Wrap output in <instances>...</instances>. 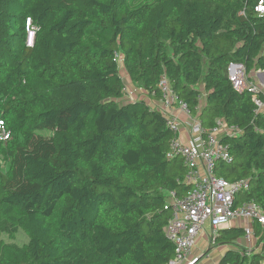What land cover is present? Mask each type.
Returning a JSON list of instances; mask_svg holds the SVG:
<instances>
[{
    "label": "trees",
    "instance_id": "obj_1",
    "mask_svg": "<svg viewBox=\"0 0 264 264\" xmlns=\"http://www.w3.org/2000/svg\"><path fill=\"white\" fill-rule=\"evenodd\" d=\"M260 1L0 0V122L10 136L0 140V264L172 258L165 207L169 193L187 194L185 167L166 158V117L139 98L159 99L163 77L204 129L221 120L239 131L219 140L231 162L213 172L247 180L236 203L264 213V110L226 76L230 63L249 82L264 72ZM124 90L139 95L128 101ZM252 228L250 253L238 249L241 225L216 233L215 246H231L217 264L264 263V227ZM19 232L22 246L2 239Z\"/></svg>",
    "mask_w": 264,
    "mask_h": 264
},
{
    "label": "built area",
    "instance_id": "obj_2",
    "mask_svg": "<svg viewBox=\"0 0 264 264\" xmlns=\"http://www.w3.org/2000/svg\"><path fill=\"white\" fill-rule=\"evenodd\" d=\"M255 11L260 15L264 14L262 1L258 3ZM36 30L28 19L25 27L28 46L32 45ZM254 75L257 78L264 77V72L257 71ZM226 76L236 92L247 90L252 94V100L258 109L264 110V101L257 98L259 93L264 94V81H258L257 85L253 81L249 82L244 67L238 63L227 66ZM158 90V100L162 105L159 111L166 117L167 128L173 134L166 158L182 160L185 167L183 183L188 187L183 199H176L173 193L167 195L165 209H170L171 217L164 227V233L173 245V256L166 264H197L200 258H192L191 250L205 224L211 228L213 239L219 230L229 229L235 221H245L249 225L243 228L244 237L250 239L254 236V223L264 227V213L253 201L236 203L237 195L249 190L247 180L228 182L218 178L213 172L218 161L231 162L227 147L220 144L219 140L223 136L238 135L239 131L234 126L225 125L221 120H217L213 128L204 129L185 104L177 99L165 77L159 82ZM124 91L128 101L137 99L139 95L136 90ZM174 107L190 121L187 141L180 139L179 122L171 114ZM9 137L0 122V140L7 141Z\"/></svg>",
    "mask_w": 264,
    "mask_h": 264
},
{
    "label": "crops",
    "instance_id": "obj_3",
    "mask_svg": "<svg viewBox=\"0 0 264 264\" xmlns=\"http://www.w3.org/2000/svg\"><path fill=\"white\" fill-rule=\"evenodd\" d=\"M258 78H259V81L260 82H263L264 81V78L263 77H258ZM139 98H144L145 101L147 102V104L150 106V108H152L154 110H158L159 111V110L162 109V105H161V103L159 102L158 99H154L152 97H148V96H146L144 94L143 95H140ZM171 114L173 116H175L176 119L179 122V125H180V139L182 141H187V139H188V129H189L190 121L184 115H182L180 113V111L176 107L172 108ZM233 224L234 225H241L243 228L249 225V223H247L245 221H235ZM211 233H212V231L210 232V240L209 241H210V244L211 245H214L213 244V241H212L213 239H212ZM216 246L219 247L218 250L220 251V254H218V256H217L218 257L217 258V261L214 262V263L217 264V262L219 261V259L223 256L224 252L228 248H231V246H220V245H216ZM238 249H240L241 251H246L247 253H250L252 250H255L256 249V239L254 237H252L250 239H247V238L243 237L240 240V242H238ZM197 253H198V250H195L194 249V246H193V248L191 250V257L192 258L193 257H199V255Z\"/></svg>",
    "mask_w": 264,
    "mask_h": 264
},
{
    "label": "rangeland",
    "instance_id": "obj_4",
    "mask_svg": "<svg viewBox=\"0 0 264 264\" xmlns=\"http://www.w3.org/2000/svg\"><path fill=\"white\" fill-rule=\"evenodd\" d=\"M123 78H124V81L127 80L126 77H123ZM251 80H254L253 83H255L257 85L259 78H257L254 74H252ZM260 84H262V83H260ZM203 99H204V96H203L202 100ZM210 229L211 228L207 224H205L204 227L202 228V230L199 231L198 236L196 237L194 249L198 250L197 254L199 255V258H200V260L197 264H216L214 262L217 261V258H218L217 256H218V254H220V251L218 250L219 247L210 244V241H209L210 240V232H211ZM2 239L5 242L15 243L16 245H19V246H22V245L26 244V242H27V238L22 232H19L16 235V238L14 241L8 240L6 236H3Z\"/></svg>",
    "mask_w": 264,
    "mask_h": 264
},
{
    "label": "water",
    "instance_id": "obj_5",
    "mask_svg": "<svg viewBox=\"0 0 264 264\" xmlns=\"http://www.w3.org/2000/svg\"><path fill=\"white\" fill-rule=\"evenodd\" d=\"M263 76V75H262Z\"/></svg>",
    "mask_w": 264,
    "mask_h": 264
}]
</instances>
